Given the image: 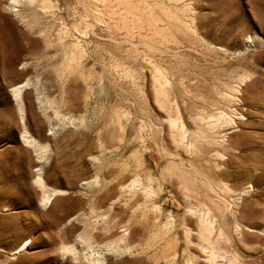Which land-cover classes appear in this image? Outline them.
<instances>
[{
    "label": "rangeland",
    "instance_id": "rangeland-1",
    "mask_svg": "<svg viewBox=\"0 0 264 264\" xmlns=\"http://www.w3.org/2000/svg\"><path fill=\"white\" fill-rule=\"evenodd\" d=\"M8 1L0 32L22 51L0 70V264H91L84 233L108 264H264V0ZM38 173L67 193L44 206ZM137 174L149 197L119 190Z\"/></svg>",
    "mask_w": 264,
    "mask_h": 264
},
{
    "label": "bare ground",
    "instance_id": "bare-ground-1",
    "mask_svg": "<svg viewBox=\"0 0 264 264\" xmlns=\"http://www.w3.org/2000/svg\"><path fill=\"white\" fill-rule=\"evenodd\" d=\"M22 1H26V2H36L37 0H9L8 2H6V6H8V7H10V6H12V7H16V6H19V4L20 3H22ZM91 1H93L94 3H95V1L96 2H99V1H97V0H91ZM87 2H89V1H87ZM122 2V1H121ZM156 2V1H155ZM163 2V1H162ZM42 3L44 4V5H42L43 7L42 8H48V7H50L51 5H50V0H42ZM134 3V2H133ZM32 4V3H31ZM36 4H38V3H36ZM41 4V3H40ZM39 4V5H40ZM83 5H84V2H83ZM89 5V4H88ZM140 5V4H139ZM139 5L138 6H136V7H139ZM159 5H161V4H159ZM38 6V5H37ZM53 6V5H52ZM134 6V5H133ZM35 7V6H34ZM39 7V6H38ZM41 8V9H42ZM44 8V9H45ZM134 8V7H133ZM141 8V7H140ZM12 9V8H11ZM50 9V8H49ZM49 9H48V11H49ZM52 9V8H51ZM85 9H87V8H85ZM90 9V8H89ZM88 9V10H89ZM47 11V12H48ZM52 11V10H51ZM91 11H92V9H91ZM132 11V10H131ZM136 11V10H135ZM164 11H166V10H164ZM44 12V11H43ZM46 12V13H47ZM86 12H87V10H86ZM93 12V11H92ZM48 13H50V12H48ZM85 14V13H84ZM129 14V13H128ZM153 14H149V17L151 18V16H152ZM86 16H87V14H86ZM86 16H85V18H86ZM133 16V15H132ZM135 16V15H134ZM0 17H1V15H0ZM87 17H89V16H87ZM152 17H154V16H152ZM123 18V17H122ZM159 18V17H158ZM83 19V18H82ZM133 19V18H132ZM141 19V18H140ZM154 19V18H153ZM153 19L151 18V19H149V20H152L153 21ZM156 19V18H155ZM83 20H85V19H83ZM112 20V19H111ZM123 20V19H122ZM144 20V19H143ZM156 21V20H155ZM154 21V22H155ZM159 20H157L156 22H158ZM80 22H82V20L80 21ZM85 22V21H84ZM106 22V21H105ZM126 22V21H125ZM154 22H153V24H154ZM123 23V22H122ZM143 23V22H142ZM149 23H150V21H149ZM83 25L85 24L86 26L88 25L87 23H82ZM150 24H152V23H150ZM80 25V24H79ZM149 25V24H148ZM157 25V24H156ZM131 26V25H130ZM142 26V25H141ZM153 26L155 27V25H151V27L153 28ZM74 27V26H73ZM77 27V26H76ZM76 27H74V28H76ZM78 27H80V26H78ZM81 28V27H80ZM80 28H76V29H78V30H81L82 32L84 31L83 30V28L82 29H80ZM89 28V27H88ZM143 28V27H142ZM158 28V27H157ZM157 28H155V29H157ZM151 29V28H150ZM163 29V28H162ZM161 29V30H162ZM75 30V29H74ZM77 30V31H78ZM85 30H87V29H85ZM111 30V29H110ZM164 30V29H163ZM0 31H2L1 29H0ZM63 31H65V30H63ZM76 31V30H75ZM155 31V30H154ZM66 32V31H65ZM65 32H64V34H65ZM78 32H80V31H78ZM68 34H70V33H68ZM79 34V33H78ZM82 35H83V33H82ZM12 36V35H11ZM8 33H6L5 31H3V32H0V45L2 46V47H9L10 46V51H7L6 53H1L0 54V70H1V73L2 74H7V73H9V72H12L13 70H15V59H16V57L18 56V51H22V50H19L20 49V46H17L14 42L16 41V40H14V42L12 41V37H11ZM65 36V35H64ZM13 44V45H12ZM69 44V43H68ZM73 45H75L74 43H73ZM79 45V44H78ZM43 46V45H42ZM69 46V45H68ZM75 47V46H74ZM73 47V48H74ZM69 48H71V47H69ZM47 50V49H46ZM80 50V49H79ZM71 51V50H70ZM68 53V52H67ZM70 53V55H71V52H69ZM68 53V54H69ZM79 53V52H78ZM75 55V54H74ZM67 56V54L66 55H64V57H66ZM69 56V55H68ZM67 56V57H68ZM77 56V55H76ZM75 56V57H76ZM45 57V56H44ZM71 56H69L68 57V59H69V61L72 59V58H70ZM73 58H74V56H72ZM47 58V57H46ZM76 58H78V57H76ZM80 58V57H79ZM68 59L66 60V61H68ZM77 60V59H76ZM79 61V60H78ZM81 62V61H80ZM25 63H27V62H25ZM78 63V62H77ZM70 64V63H69ZM26 65V64H25ZM68 65V64H67ZM65 68H66V66H65ZM59 71V70H58ZM30 84V82H29V80H25V81H23V82H20V83H18V84H16V85H14L12 88H11V90H12V93H13V95L15 96L14 98H17V100L19 99H22L21 98V95H22V92L25 90V88L28 86ZM161 87V86H160ZM158 92V91H157ZM37 98V97H36ZM36 100H38V102H39V104H41V106H42V104H43V101H42V99H41V97H38V99H36ZM22 102V100L20 101V103ZM165 102V101H164ZM23 104L21 103L20 104V110L22 111V120H23V106H22ZM168 122H169V124L171 125V127L173 128V129H176L177 130V133H178V141H176V142H179V144L180 143H183L184 142V140H185V134L184 133H186V132H184V124L182 125V124H180L179 123V119L177 118V117H175V118H170L169 117V119H168ZM186 131V130H185ZM171 132V131H170ZM171 133H173V132H171ZM175 133V132H174ZM22 139L26 142V144H28L29 146H31V147H33V149L38 153V158L39 159H43V158H46V154H47V151H48V147H49V145L48 144H45V143H41L38 139H36L34 136H32L29 132H28V130H25L23 133H22ZM175 141V140H174ZM175 142V143H176ZM189 144V143H188ZM96 158V157H95ZM178 166V164H176V167ZM126 167V166H125ZM174 167V166H173ZM124 169V168H123ZM122 169V170H123ZM126 169V168H125ZM179 170V169H178ZM122 172V171H121ZM186 172V171H185ZM189 173V172H188ZM179 174H181V173H179ZM185 177V176H184ZM193 177V176H192ZM124 178V177H123ZM182 180V179H181ZM188 180V179H187ZM110 181V180H109ZM120 181V180H119ZM35 182L42 188V190H43V197H42V200H41V202H42V204L44 205V206H46V205H48V204H50L52 201H53V199L56 197V196H58V195H63V194H65V193H67V190H65V189H59V188H49L48 187V185H47V183H46V181H45V179L42 177V175L40 174V173H38V175H37V177H36V179H35ZM86 181H84V183H85ZM117 182V181H116ZM90 183H92V181H90ZM93 183L95 184V185H97L98 186V184H100V180H98V177L97 178H95L94 180H93ZM92 183V185H94ZM106 183V182H105ZM107 183H108V181H107ZM118 183V182H117ZM89 184V183H88ZM109 184H110V182H109ZM187 184H188V182H187ZM118 185V184H117ZM106 186V185H105ZM115 186L116 185H111V187L108 189L109 191L108 192H113L114 191V188H115ZM152 189H153V187L151 186V185H149V186H146V185H144L143 184V182L141 181V179H140V177L138 176V174L134 177V178H132L129 182H127V183H121L120 185H119V190L121 191V192H125V195H126V193H128V194H135L138 190H143V193L145 194V197H149L150 195H151V191H152ZM122 195V194H121ZM124 195V194H123ZM153 195V194H152ZM119 197V196H118ZM116 200V199H115ZM115 200H113V201H115ZM117 200H118V198H117ZM112 202V201H111ZM113 204H114V202H113ZM141 205V204H140ZM145 206V205H144ZM148 208V207H147ZM136 209V208H135ZM65 214L66 213H62V214H59L57 217H56V220H58V221H61L63 218H64V216H65ZM203 220L202 221H204V223H205V230L207 231H209L211 228H212V223L210 222V220L209 219H207V218H205V217H203L202 218ZM154 228V227H153ZM87 230V229H86ZM104 230V229H103ZM106 231H108V229H105ZM121 230H123V234L121 235H119L118 237H119V239L120 240H125V238L127 237V234H128V232H127V230L126 229H121ZM96 231V230H95ZM109 232H107V234H108ZM85 234V233H84ZM84 234H81L80 235V238L81 239H83L84 241H85V243L87 244V249H89L90 251H89V253H88V251L87 252H82V251H80L81 252V254L83 255V258H84V260H86L88 263H91V264H108L109 263V260H108V257L102 252V251H98V249H96L95 248V244L94 245H92V243H91V241H90V236H88V235H84ZM102 234H103V232H102ZM92 235V234H91ZM204 235V234H203ZM154 236V235H153ZM30 243H31V240H28V239H26V240H24L16 249H14L13 251H12V254H20V253H22V252H25L27 249H28V247L30 246ZM111 245V244H110ZM98 248V247H97ZM100 250V249H99ZM108 250V249H107ZM165 250V249H164ZM128 252H129V249L127 250ZM61 252H62V258L64 259L65 257H66V255H67V253H70L72 256H73V259L74 260H79L78 259V256H79V258H80V252H79V250L75 247V246H73V245H71V246H66V247H64V248H62L61 249ZM109 252H110V250H109ZM122 252V251H121ZM117 253V252H116ZM120 253V252H119ZM80 254V255H79ZM117 255V254H116ZM216 255V254H215ZM13 256V255H12ZM172 258V257H171ZM24 262H25V258L23 257V258H21V260H20V262L18 263V264H24ZM36 261H33L32 263H30V264H34ZM173 263V262H172ZM171 263V264H172Z\"/></svg>",
    "mask_w": 264,
    "mask_h": 264
}]
</instances>
